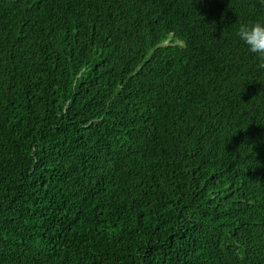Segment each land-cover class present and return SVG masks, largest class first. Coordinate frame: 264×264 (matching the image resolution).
Wrapping results in <instances>:
<instances>
[{"label": "trees", "instance_id": "obj_1", "mask_svg": "<svg viewBox=\"0 0 264 264\" xmlns=\"http://www.w3.org/2000/svg\"><path fill=\"white\" fill-rule=\"evenodd\" d=\"M264 0H0V264H264Z\"/></svg>", "mask_w": 264, "mask_h": 264}, {"label": "clouds", "instance_id": "obj_2", "mask_svg": "<svg viewBox=\"0 0 264 264\" xmlns=\"http://www.w3.org/2000/svg\"><path fill=\"white\" fill-rule=\"evenodd\" d=\"M234 35L261 62L260 66L264 67V16L252 22L239 23Z\"/></svg>", "mask_w": 264, "mask_h": 264}]
</instances>
